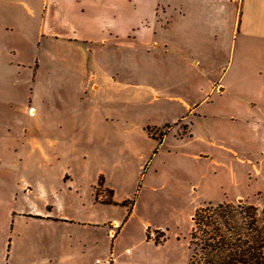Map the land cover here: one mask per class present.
<instances>
[{
  "label": "rangeland",
  "instance_id": "obj_1",
  "mask_svg": "<svg viewBox=\"0 0 264 264\" xmlns=\"http://www.w3.org/2000/svg\"><path fill=\"white\" fill-rule=\"evenodd\" d=\"M46 1L0 0V264H108L109 222L131 213L121 248L183 260L175 236L189 245L205 203L264 207V87L233 76L251 70L233 22L225 42L188 40L172 0L155 45L110 56L50 35L65 25L44 24Z\"/></svg>",
  "mask_w": 264,
  "mask_h": 264
},
{
  "label": "crops",
  "instance_id": "obj_2",
  "mask_svg": "<svg viewBox=\"0 0 264 264\" xmlns=\"http://www.w3.org/2000/svg\"><path fill=\"white\" fill-rule=\"evenodd\" d=\"M185 0V13L180 12L181 19L186 20L188 25V40L197 42L217 41L225 42V26L233 22L232 40L234 39V56L238 54L240 58H250L251 70L243 74V68L234 72V77L241 83L244 78L249 79L247 87H255L261 83L264 87V0ZM211 2H215L212 4ZM234 3V10L230 4ZM172 0H126L121 4L116 0H47L44 8V24H52L53 21L65 25L62 32H54L49 27L48 33L53 36H60L66 41H93L102 47L111 48L101 51V53L130 54L137 52L131 48L137 42L147 44L145 47L155 45V29L159 24V9L162 7L165 12L170 9ZM229 6V7H228ZM49 10V11H48ZM34 14V11L31 10ZM234 13V14H233ZM169 24H174L175 16L171 15ZM213 26V27H212ZM218 26V27H217ZM167 29V26H161ZM148 46V47H147ZM91 52H93L91 50ZM140 52V51H138ZM216 50H214V53ZM145 53V52H144ZM195 63L199 64L196 60ZM232 65L225 71V78L228 76ZM243 75V76H242ZM251 83V84H249ZM222 92L227 90L226 84H222ZM246 87V88H247ZM98 88V86H96ZM259 99L263 100L262 96ZM222 167L220 162L217 163ZM108 190H103L101 203H106L110 194ZM221 203V200H215ZM125 215L119 218H112L108 225L109 236L115 241L110 256L107 258L108 264H143L140 252L128 251L120 246V241L126 236V229L133 221L134 213L124 219ZM90 225H94L91 223ZM156 231L164 233L163 226L156 227ZM118 229V232L116 231ZM177 236V237H176ZM176 244L181 242L183 260L172 259L166 255L165 260L151 257L148 264H188L191 252L186 250V237L181 240L182 235H176ZM170 238L166 237L164 243H155L156 249L164 251L169 247ZM176 248V247H174ZM161 255V252L160 254ZM107 264V263H106Z\"/></svg>",
  "mask_w": 264,
  "mask_h": 264
},
{
  "label": "trees",
  "instance_id": "obj_3",
  "mask_svg": "<svg viewBox=\"0 0 264 264\" xmlns=\"http://www.w3.org/2000/svg\"><path fill=\"white\" fill-rule=\"evenodd\" d=\"M188 248L189 264H264V207L205 203L193 215Z\"/></svg>",
  "mask_w": 264,
  "mask_h": 264
}]
</instances>
